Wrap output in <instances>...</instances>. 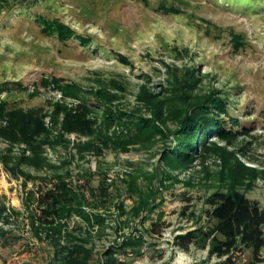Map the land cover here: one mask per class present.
<instances>
[{"label": "rangeland", "instance_id": "rangeland-1", "mask_svg": "<svg viewBox=\"0 0 264 264\" xmlns=\"http://www.w3.org/2000/svg\"><path fill=\"white\" fill-rule=\"evenodd\" d=\"M43 19L62 22L75 35L61 40L57 31L44 29ZM173 75L194 81L188 82L192 97L222 94L228 113L220 119L234 134L211 135L208 149L176 169L162 162L163 152L177 142L175 121L161 125L164 137L141 133L128 142L130 125L152 116L139 99L142 90L172 98ZM68 84L80 88L77 96L64 95L61 87ZM100 90L112 100L100 99ZM0 102L8 110L40 109L49 128L55 104L73 112L85 104L93 138L108 144L100 153L79 152L77 142L90 137L65 132V142L45 145L48 165L21 167L26 177L3 159L9 149L13 156L24 149L30 154L26 144L0 138V264H64L52 261V245L29 214L35 205L30 193L50 187L57 175L82 190L89 204L83 208L104 220H92L88 233L77 216L63 220L61 243H68L67 232L84 238L92 251L87 264H110L111 249V264H214L218 258L209 257L207 248L182 250L173 243L176 234L207 226V197L235 187L264 207V0H0ZM231 116L239 123L232 125ZM58 132L51 128L50 138L56 140ZM232 152L260 172L251 182L233 179ZM132 179L158 198L137 217L130 215L138 201L128 186ZM160 217L158 233L149 232ZM139 236L141 247H121ZM232 256L233 264H252L247 249ZM259 258L257 264H264V248Z\"/></svg>", "mask_w": 264, "mask_h": 264}, {"label": "trees", "instance_id": "trees-1", "mask_svg": "<svg viewBox=\"0 0 264 264\" xmlns=\"http://www.w3.org/2000/svg\"><path fill=\"white\" fill-rule=\"evenodd\" d=\"M165 11L169 8H163ZM44 29L51 32L57 31L61 40H67L75 35V32L67 25L59 21L49 23L43 19ZM119 59L126 62V57L119 55ZM191 77V76H190ZM189 78V77H188ZM171 89L172 98L168 96H155L147 90H142L139 97L145 106L150 110V118H142L129 127L130 140L135 142L139 139V134L145 133L150 136L160 135L164 137L167 121H175L176 127L172 131L176 139V144L169 146L162 154L163 165L170 169L187 167L193 161L197 151H205L207 139L211 135L227 139L228 136H234L231 130L225 129L226 120L220 119L221 114H227V100L218 92H209L203 96L192 97L190 95L189 83L185 78L179 79L172 76ZM192 81V82H191ZM64 95L77 96L80 91L75 85H65L61 87ZM97 96L102 99H109V92L100 90ZM90 108L85 104L79 106L75 112L61 104H55L54 109L49 114L52 126L49 128L44 122L47 113L40 109L24 111L22 109L8 110L4 102H0V138L5 139L11 145L15 143L26 144L30 154H26L24 149L20 155L13 156L11 150L3 156L5 167L12 172H23L21 167L27 165L36 169H41L48 165L43 156L45 145H52L53 142L64 141L65 132H74L79 136H88L89 140L78 141L76 146L79 152L94 151L100 153L103 147L108 144L98 142L93 138L96 136L94 121L88 117ZM229 122L232 125L238 124V118L230 117ZM162 125V128H161ZM51 128L58 129V135L55 139L50 138ZM168 129V128H167ZM135 131V132H134ZM171 132V130L168 129ZM132 132V133H131ZM134 132V133H133ZM102 134V133H100ZM200 135V137H199ZM103 137L105 138L104 134ZM126 142V143H128ZM101 143V145H99ZM125 149V147H123ZM229 155L234 156L233 152ZM237 168L232 170V177H249L251 180L260 173L255 168H249L242 164L235 155ZM13 161L12 166H7L8 162ZM264 173V170H262ZM26 177H30L26 174ZM171 177L164 176V178ZM45 180V179H44ZM54 182L45 190L31 192L33 203L31 207L30 219L37 231H44L45 238L48 239L53 248L52 261L62 262L64 264H87L91 258V249L86 246V240L73 235L71 232L65 233L67 244L61 243L62 231L66 228L64 219L77 216L85 224L84 231L88 233L87 226L92 225V220L102 225L103 218L99 214H90L83 207L89 205L82 190L73 186L65 180V177L57 175ZM177 180V179H175ZM47 181V180H45ZM128 183L130 190L138 194V201L131 205L130 215L139 216L148 205L154 208L158 198L155 191L149 190L143 192L137 186L136 180L132 179ZM99 194L106 196L107 189L103 182L99 183ZM209 206L207 210V226H199L190 229L184 233L176 234L173 237L175 246L182 250H188L191 245L198 248H207L208 256H216L218 261L214 264H233L232 255L236 251L247 249L251 252L252 264L260 261L259 255L264 248V207L257 201L251 200L235 187L227 190H216L206 199ZM123 207V206H122ZM5 211V207L0 205V213ZM158 222H153L149 232L158 233L156 226ZM143 237L129 238L123 244L122 248L136 249L142 246ZM116 250L111 249L107 254L108 261H113L112 254ZM109 264V263H108Z\"/></svg>", "mask_w": 264, "mask_h": 264}]
</instances>
